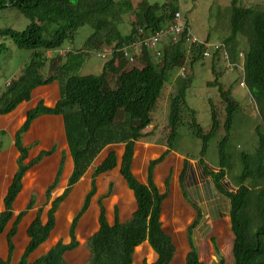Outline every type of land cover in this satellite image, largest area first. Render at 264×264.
I'll use <instances>...</instances> for the list:
<instances>
[{
  "label": "trees",
  "instance_id": "obj_1",
  "mask_svg": "<svg viewBox=\"0 0 264 264\" xmlns=\"http://www.w3.org/2000/svg\"><path fill=\"white\" fill-rule=\"evenodd\" d=\"M182 1L167 0L162 4H149L146 0H140L136 7L135 21L131 23L129 33L123 35L119 31L123 16L134 9L128 0H0V10L7 7L15 8L28 20V25L23 31L0 30V37L9 39L19 50L31 52L19 76L10 80L9 85L0 90V116L8 115L21 103L28 102L32 91L38 87L50 85L54 81H57L60 87L57 103L52 108L38 103L27 111L23 124L14 134V147L18 152V158L16 171L2 199L0 235L10 222L12 224L5 234L7 253L5 259L0 258V264H12L13 239L17 234L18 225L34 205V197H31L25 209L14 217L13 204L21 192L22 179L43 157L53 153V150L41 152L25 163L28 148L23 147L21 137L29 130L32 122L42 115L62 117L72 170L62 194L51 199V193L62 175L65 161L62 156L54 180L45 191V205L49 206L45 212V222L41 219L43 210L39 208L27 226L28 242L16 264H66L64 255L78 247L75 230L96 193L97 177L111 172L117 166L114 152H109L94 167L89 190L69 226V242L63 244L58 241L35 261L29 262L28 259L47 241L55 227V213L72 187L81 180L105 147L119 144L124 146L119 163V175L127 189L132 192L135 211L128 220L121 222L118 209L115 207L113 222L109 224L102 200L111 194L112 186L110 185L104 196L97 199L98 230L89 236L84 244L90 255L89 264H132L134 251L145 242L156 255V259L149 264H170L175 247L171 237L163 231L160 221L161 211L164 209L162 203L168 196L169 179L164 182V193H160L154 182V170L169 152H173V143L178 137L177 129L180 126H187L191 136L200 141L198 162L202 172L210 177L215 191L229 203L233 264H264V247L261 242V237H264V8H244L237 4L240 0H230V34L223 41L227 58L234 61L237 56L238 37L243 36L246 39L243 81L256 105L260 119V124L254 129L257 138L254 152L251 154L242 152L238 155L241 169L235 178L236 192L225 189L221 180L227 171L231 170L229 161L231 156L227 152V147L233 118L239 107L230 97L229 91H224L216 80L209 86L217 89L224 104L225 116L221 126L223 136L217 133L220 124L213 109L209 129L207 131L202 129L196 120L195 110L186 102L190 79L178 81V89L169 99L166 151L148 162L144 184L132 173L135 144L147 136L148 133H144V130L151 125V113L158 104L172 71L181 68L190 55L191 57L196 55L197 58L194 56L192 61H197L205 47L200 45L187 48L184 43L185 30L175 43L161 39L158 49L162 51V55L157 62L153 61L155 57L147 47L143 46L140 55L133 57L132 62L124 58L121 49L165 28L174 14L181 12ZM185 25L188 27L186 23ZM84 26L91 28L92 33L84 43L87 50L82 52L83 54L88 55L92 51L95 53L111 51L99 75L71 74L76 73L82 66L83 55L79 53L69 52L64 64L59 65L58 59L46 55L49 51L60 49L65 43L73 42L78 30ZM187 50L191 51L188 57ZM135 60H138L139 66L126 68V64L132 65ZM47 68L51 74L45 77ZM111 76L114 77L112 86ZM59 78L63 80H58ZM210 142H214L213 147L216 145L218 172L208 171L203 161ZM186 170L187 160L184 159L178 176V186L183 198L195 212L193 221L186 229L188 252L185 264H203L199 260L192 237L193 230L201 221V212L186 195L184 189ZM90 226L92 223L88 229ZM211 242L217 256L215 264H225L215 247L214 240L211 239Z\"/></svg>",
  "mask_w": 264,
  "mask_h": 264
},
{
  "label": "rangeland",
  "instance_id": "obj_2",
  "mask_svg": "<svg viewBox=\"0 0 264 264\" xmlns=\"http://www.w3.org/2000/svg\"><path fill=\"white\" fill-rule=\"evenodd\" d=\"M118 1V0H115ZM133 11L123 16L119 31L126 35L131 29V23L135 21V12L137 4L140 0H128ZM149 4H162L167 0H146ZM238 5L244 8H264L262 0H240ZM236 4V5H237ZM230 0H183L181 4V13L184 22L190 29V33L200 41H205L208 46L206 51L207 57L198 58L193 62L192 59L196 55H190L183 66L185 75H180L178 69L172 71L169 82L165 84L161 98L151 113V125L144 130L148 133L146 137L135 144L133 157V174L141 183L145 182V172L147 164L150 160L158 158L166 150V134L168 132L167 116L169 111V99L178 89V81L190 79L189 87L186 92V102L190 108L196 112V120L204 131H207L211 125V109L214 110L217 121L220 124L218 135L223 136L222 123L224 120V104L215 87L209 84L216 80L224 91H229L230 97L238 105V112L234 115L232 130L230 132V140L227 152L230 154L231 170L227 171L226 176L221 180L222 186L232 192H236L235 178L240 172V164L238 155L240 153L251 154L257 145V138L254 132L255 127L260 124L259 114L256 105L251 98L249 92L244 86L243 73V54L247 49L246 39L243 36L238 37L237 56L234 61L224 58L222 53L215 51V45L223 44L224 39L230 34L229 31V15ZM28 25L26 20L17 9L7 7L0 10V30L11 29L17 32L23 31ZM92 33L91 28L84 26L80 28L75 36L74 43L67 47L65 43L62 46L63 56L52 53L51 58H56L58 65L64 64L66 54H81L82 66L75 73L77 76L99 75L103 64L107 61L91 52L88 55L82 52L86 39ZM0 90H2L7 82L16 79L24 64L31 56L30 51L17 49L7 38L0 37ZM69 50H66V49ZM60 52V51H59ZM103 53V52H98ZM157 62L156 59H153ZM138 60L131 64H126V68L131 66H139ZM234 67H233V66ZM236 65V66H235ZM230 66L233 68L230 69ZM182 67V66H181ZM47 77L51 71L47 68ZM56 72V71H55ZM52 72V73H55ZM70 73V72H69ZM63 80V79H58ZM110 86L114 83V77H110ZM178 137L173 143V152H169L164 160L156 166L155 182L161 192L165 191L164 182L169 179L167 186V198L164 200V209L161 211L160 221L163 231L172 239L175 247V254L170 264H185V256L188 252L186 242V229L195 217L192 206L185 200L178 186V175L180 173L182 163L187 160V170L184 179V189L191 203L196 205L201 212V221L193 230L192 237L197 247L198 257L203 264H215L217 256L214 251L211 239L214 240L215 247L219 255L224 259L225 264H233L232 262V244L233 236L230 232L229 224V203L220 196L214 189L212 180L206 176L198 162L201 143L192 137L187 130V126H180L177 129ZM48 137L62 142L57 134L53 131ZM44 141H46L48 139ZM40 141H38L39 143ZM37 143V144H38ZM210 142L208 151L203 161L208 171L218 172L216 145ZM12 146L11 134L4 130L0 133V148L3 151H9ZM55 149L59 144L55 143ZM64 150V173L61 182L51 193V199L62 194L66 187V180L71 170L69 163V154L67 149ZM109 152H114L117 158V167L109 173L102 174L96 179V193L91 198L89 207L85 214L81 217L76 228V239L78 247L64 255L66 264H89L90 255L85 248L86 239L95 233L98 229V207L97 199L104 196L110 185L112 186L111 194L102 200L105 208L106 219L109 224L113 222V208L116 207L121 222L128 220L135 211V202L132 193L125 187L119 172L118 165L123 153V145H111L105 147L101 153L93 161L91 167L87 170L81 180L72 187L70 193L59 206L55 213V227L50 233L47 241L43 243L28 259L29 262L35 261L38 257L44 255L56 242L61 241L63 244L69 242L68 231L73 217L79 211L83 199L89 190L90 175L96 165ZM47 165L40 167L35 177L30 174L24 179V189L17 197L14 203V217L23 211L30 200L34 197V205L32 209L27 211L17 228V234L13 239L14 252L11 259L12 264H16L23 253L28 239L26 237V229L34 218L36 211L42 208V221L45 222V212L48 205H45V190L52 181L55 172V164L53 161L47 160ZM54 166V169L52 167ZM161 166V167H160ZM47 167V168H46ZM157 167H160L157 169ZM141 168V169H140ZM141 170V171H140ZM248 184V183H247ZM162 204V207H163ZM2 210V202L0 201V211ZM70 211V212H68ZM68 212V214H67ZM90 223L92 226L88 229ZM10 222L4 233L0 235V258L5 259L7 249L5 244V234L10 229ZM264 247V237H261ZM155 260L153 251L146 243H143L135 250L132 264H147Z\"/></svg>",
  "mask_w": 264,
  "mask_h": 264
},
{
  "label": "crops",
  "instance_id": "obj_3",
  "mask_svg": "<svg viewBox=\"0 0 264 264\" xmlns=\"http://www.w3.org/2000/svg\"><path fill=\"white\" fill-rule=\"evenodd\" d=\"M72 43H74V41L67 44L66 48L70 47V45H72ZM66 50H69V49H66ZM59 51L60 52L63 51L62 47L58 50L49 51L46 53V55L51 57L52 53L58 54ZM65 60H66V57H65ZM65 60H64V62H65ZM59 97H60V87H59L58 82L54 81L50 85L42 86V87H38V88L34 89L31 93V97H30V100L28 102L21 103L12 113H10L8 115L0 116V133L4 132V130H6L12 136V146L10 147V150L9 151H3L0 148V201L1 202H2V199L5 195L6 189H7L8 185L11 181V178H12L14 172L16 171V160L18 158V152L16 151V149L14 147V134H15V132L23 124L27 111L34 108L38 103H42L45 107L52 108L57 103V101L59 100ZM53 131H57L58 136L60 138H62V142H57L56 139H51L50 137H48L50 134L53 133ZM46 137H48V139L46 141H44L46 139ZM21 141H22L23 147L28 148V155H27L28 158L25 161V163L34 159L41 152H48V151L53 150V153L51 155L43 157L37 165L33 166L30 170H28L26 172V174L24 175V177L22 179V189H24V179H26L29 174L31 176L35 177L36 173H38V171L40 170V167H42V166L44 167V163H46V165L48 164L47 160L53 161V163L55 164V167H56L55 169L57 170L61 157L65 156L64 150H62V149L66 148L67 152H68V147H67L66 140H65L63 119L61 116L42 115V116L38 117L37 119H35L32 122L29 130L22 135ZM38 141H40V142L38 143ZM55 143L59 144L58 149H55V146H54ZM123 148H124V146H123ZM68 154H69V152H68ZM106 156H104L101 159V161ZM68 160H69V163L71 164V170H72V161H71L70 156H69ZM65 164L66 163H64V165H63L62 175H61L58 183L61 182V179H62V176L64 173ZM132 166H133V164H132ZM160 167H157V169H159ZM52 169H54V166L52 167ZM56 170H55V172H53L54 175H53L52 181L54 180ZM71 170L69 172V175L71 173ZM146 170H147V168H146ZM132 171H133V169H132ZM118 172H119V165H118ZM155 172H156V170H154V179H155ZM69 175H68V177H69ZM68 177H67V179H68ZM52 181H51V183H52ZM145 181H146V172H145ZM66 182H67V180H66ZM154 182H155V180H154ZM177 182H178V179H177ZM123 183L125 185L124 181H123ZM155 184L157 185L156 182H155ZM125 187H126V185H125ZM22 189H21V191H22ZM159 191H160V189H159ZM160 193H164V192L160 191ZM31 197H33V196H31ZM114 208H113V210H114ZM13 210H14V204H13ZM75 232H76V230H75ZM75 235H76V233H75ZM134 253H135V251H134ZM154 256L156 259V255H154Z\"/></svg>",
  "mask_w": 264,
  "mask_h": 264
},
{
  "label": "built area",
  "instance_id": "obj_4",
  "mask_svg": "<svg viewBox=\"0 0 264 264\" xmlns=\"http://www.w3.org/2000/svg\"><path fill=\"white\" fill-rule=\"evenodd\" d=\"M185 30H186V33L184 35V43L186 47L191 48V47H197V46L202 45L205 47V50L201 53V56L207 57L208 52L206 51V47L208 46V44L205 41H200L198 38H196L190 33V30L188 29V27H186L185 22L182 19L180 11L176 12L173 18L171 19V21L169 22V24L165 28L160 30L159 32L149 35L147 38L143 39L142 41H139L138 43L130 44L129 46L122 48L121 50L123 52V56L127 61L132 62L133 57L139 56L141 53V48L144 46V47H147L153 53L156 60H159V58L162 55V51L158 49V46L161 43V39H166L168 41H172L175 43L178 41L179 36L183 34ZM213 49L215 51L220 50L223 57L227 59L225 47L223 44L215 45ZM190 53L191 51L189 52V50H187L186 57H188ZM110 54H111V51L105 52V53L104 52L95 53L97 57H100L102 59L103 58L106 59L110 57ZM58 55L63 56V52H59ZM232 66H230V69L234 67ZM185 69L186 68L182 66L181 68L178 69L179 70L178 73H180V75H185ZM5 85L8 86L9 82H7Z\"/></svg>",
  "mask_w": 264,
  "mask_h": 264
}]
</instances>
